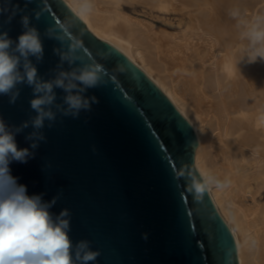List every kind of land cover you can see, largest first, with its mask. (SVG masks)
<instances>
[{"label": "water", "instance_id": "water-1", "mask_svg": "<svg viewBox=\"0 0 264 264\" xmlns=\"http://www.w3.org/2000/svg\"><path fill=\"white\" fill-rule=\"evenodd\" d=\"M11 3L21 6L40 33L43 58L30 60L41 80L52 79L60 64L54 51L60 43L45 35L48 27L69 28V36L84 46L85 59H95L109 73L106 85L86 93L99 98L91 112L78 119L58 115L52 128L45 122L47 141L35 157L10 165L18 183L29 195L44 193L45 201L62 193L51 211H71L70 239L89 240L101 253L95 264H239L233 234L209 192L197 199L191 191L187 177L200 175L197 137L169 98L128 57L89 31L64 0ZM8 6L9 0H0V8ZM9 14L0 15V30L15 41L23 29L19 15L6 22ZM63 70L72 69L64 64ZM19 87L14 105L0 95V116L9 125L35 115L32 89ZM55 91L61 102L64 93ZM30 131L16 135L18 147H29Z\"/></svg>", "mask_w": 264, "mask_h": 264}, {"label": "bare ground", "instance_id": "bare-ground-1", "mask_svg": "<svg viewBox=\"0 0 264 264\" xmlns=\"http://www.w3.org/2000/svg\"><path fill=\"white\" fill-rule=\"evenodd\" d=\"M64 1L75 13L76 0ZM89 2L81 21L141 69L191 124L198 172L227 181L209 194L233 234L239 264H264V62L238 64L246 42L228 15L234 6L262 14L264 0Z\"/></svg>", "mask_w": 264, "mask_h": 264}, {"label": "clouds", "instance_id": "clouds-1", "mask_svg": "<svg viewBox=\"0 0 264 264\" xmlns=\"http://www.w3.org/2000/svg\"><path fill=\"white\" fill-rule=\"evenodd\" d=\"M9 5L0 8V15L10 13L7 15L8 23L19 15L23 32L14 41L8 31L0 30V95L7 96L9 104L14 105L20 96L19 86L27 85L32 89L34 98L30 100V107L35 115L18 126L9 125L0 116V264H95L100 251L92 250L89 240L74 244L70 239L71 211L68 208L59 214L51 211L62 193L50 201L43 199L44 193L29 195L27 186L18 183V178L11 174L10 165L13 162L27 163L35 157L40 143L47 141L43 132L46 121L47 127L52 128L58 115L78 119L81 112H91L92 105L98 104L99 98L86 93L89 89L106 85L109 73L95 59H85L81 54L84 46L69 36V28L48 27L45 35L60 43V47L54 49L60 57V64L52 79L41 80L30 60L34 57L39 62L43 58L40 33L18 3L12 4L9 0ZM91 10L89 0H76L74 11L78 18L82 19ZM228 15L236 22L240 40L246 42L238 64L264 62V13L248 16L234 6ZM34 16L38 20L41 13ZM64 64L72 70H63ZM56 89L64 93L61 102H57ZM260 119L264 121V115ZM29 128L31 131L25 136L29 147H18L16 135ZM92 151L96 152L95 146ZM187 179L197 199L213 186L218 189L227 187V181L211 175L200 174ZM141 237L147 241L148 233H142Z\"/></svg>", "mask_w": 264, "mask_h": 264}, {"label": "rangeland", "instance_id": "rangeland-1", "mask_svg": "<svg viewBox=\"0 0 264 264\" xmlns=\"http://www.w3.org/2000/svg\"><path fill=\"white\" fill-rule=\"evenodd\" d=\"M128 9H129V7H127ZM126 8V11L128 12V13H130V14H132V15H134L133 13H132V10H128ZM261 8V7H260ZM259 8V9H260ZM138 9V11H139V13L141 14V11H142V7H140V8H137ZM158 12H160V11H158ZM162 14V13H161ZM161 14H159V15H161ZM135 17H139V19H141V20H145V21H147V22H151V20L150 19H148L147 17H144V16H136V15H134ZM165 16H168L167 14H165ZM170 17H173V16H170ZM156 25H158V24H156ZM159 26V25H158Z\"/></svg>", "mask_w": 264, "mask_h": 264}]
</instances>
